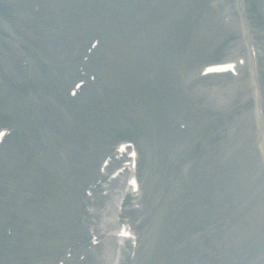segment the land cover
<instances>
[{"label":"rangeland","instance_id":"374dc122","mask_svg":"<svg viewBox=\"0 0 264 264\" xmlns=\"http://www.w3.org/2000/svg\"><path fill=\"white\" fill-rule=\"evenodd\" d=\"M133 1L0 0L13 6L0 17L8 34L0 39V112L8 117L0 127L11 131V153L0 159V264H78L74 256L86 255L84 240L107 197L98 178L89 200L81 192L78 217L70 191L90 185L132 127L141 148L137 213L145 222L134 232L135 258L130 248L129 260L114 264H210L238 227L244 232L234 235L246 242L235 247L264 264V166L252 140L251 102L232 127V116L222 115L234 98H220L226 86L186 87L203 62L229 57L221 15L238 11H222L232 0ZM242 4L264 69V26L249 13L264 21L261 0ZM93 39L98 45L88 50ZM78 79L86 85L69 100ZM28 81L39 85L24 93L12 87ZM194 146L202 150L186 164ZM112 249L104 240L90 264H112Z\"/></svg>","mask_w":264,"mask_h":264},{"label":"bare ground","instance_id":"6f19581e","mask_svg":"<svg viewBox=\"0 0 264 264\" xmlns=\"http://www.w3.org/2000/svg\"><path fill=\"white\" fill-rule=\"evenodd\" d=\"M213 80H215V76H211V77L210 76H204V77H202L201 80H198V81H195V82H198V88H201V87L208 86V84L213 82ZM145 85H143V86H145ZM191 85L192 84L187 85V87H190ZM3 150H4V155H6V158H7V156H9V153H11L10 152V147L8 146V147H6V149H5V146L2 147L1 152H0L1 153L0 158H2V156H3ZM70 192L72 194L77 192V195H78L81 192L80 185L78 186V188L74 187ZM68 196H69V194H68ZM78 200H79V196H78ZM110 214H111L110 211H108L107 212V216H110ZM91 258H92V254H90L89 252H86V257L82 259L81 264H90V263H92L93 260H91Z\"/></svg>","mask_w":264,"mask_h":264}]
</instances>
